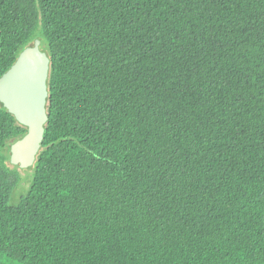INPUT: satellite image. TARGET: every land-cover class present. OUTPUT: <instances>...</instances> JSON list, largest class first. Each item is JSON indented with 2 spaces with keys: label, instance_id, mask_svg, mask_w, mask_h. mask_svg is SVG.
<instances>
[{
  "label": "trees",
  "instance_id": "16d2710c",
  "mask_svg": "<svg viewBox=\"0 0 264 264\" xmlns=\"http://www.w3.org/2000/svg\"><path fill=\"white\" fill-rule=\"evenodd\" d=\"M35 38L48 122L12 205L0 104V263L264 264V0H0V76Z\"/></svg>",
  "mask_w": 264,
  "mask_h": 264
},
{
  "label": "water",
  "instance_id": "95a60500",
  "mask_svg": "<svg viewBox=\"0 0 264 264\" xmlns=\"http://www.w3.org/2000/svg\"><path fill=\"white\" fill-rule=\"evenodd\" d=\"M50 58L35 38L0 76V104L25 134L9 146V164L30 171L39 155L48 122L47 100Z\"/></svg>",
  "mask_w": 264,
  "mask_h": 264
},
{
  "label": "rangeland",
  "instance_id": "374dc122",
  "mask_svg": "<svg viewBox=\"0 0 264 264\" xmlns=\"http://www.w3.org/2000/svg\"><path fill=\"white\" fill-rule=\"evenodd\" d=\"M3 155L5 158L8 159L9 154L7 151H4ZM7 159L3 163L4 169L8 171L9 173H11L12 176L13 175L15 176L11 178L12 180L17 179V182L16 180L14 181L16 182V185L10 197V204L14 205L18 203L20 196L24 194L25 191L28 189L31 179H32V172L31 170L30 171L20 170L17 167L11 166ZM5 262H6L5 259L2 258L0 264H6Z\"/></svg>",
  "mask_w": 264,
  "mask_h": 264
}]
</instances>
